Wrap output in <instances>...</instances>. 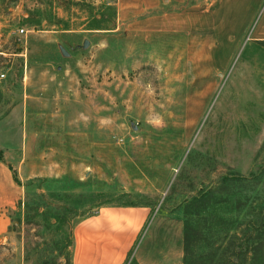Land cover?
Wrapping results in <instances>:
<instances>
[{
	"label": "rangeland",
	"instance_id": "374dc122",
	"mask_svg": "<svg viewBox=\"0 0 264 264\" xmlns=\"http://www.w3.org/2000/svg\"><path fill=\"white\" fill-rule=\"evenodd\" d=\"M206 45L121 23L116 0H0V180L20 190L0 264H68L76 222L112 203L152 209L126 264H183L182 205L215 187L243 196L244 230L264 208V49Z\"/></svg>",
	"mask_w": 264,
	"mask_h": 264
},
{
	"label": "crops",
	"instance_id": "0c3cea01",
	"mask_svg": "<svg viewBox=\"0 0 264 264\" xmlns=\"http://www.w3.org/2000/svg\"><path fill=\"white\" fill-rule=\"evenodd\" d=\"M116 7L119 22L139 30L197 36L212 57H249L253 47L264 49V0H116ZM3 174L0 205L13 207L20 190L8 170ZM151 210L149 204L112 203L82 217L74 226L68 264H126Z\"/></svg>",
	"mask_w": 264,
	"mask_h": 264
},
{
	"label": "trees",
	"instance_id": "16d2710c",
	"mask_svg": "<svg viewBox=\"0 0 264 264\" xmlns=\"http://www.w3.org/2000/svg\"><path fill=\"white\" fill-rule=\"evenodd\" d=\"M0 160H3L1 150ZM240 179L243 178L234 180L239 182ZM228 181L226 185H229ZM242 200L241 195H229L225 189L215 187L183 203V264H203L205 257L209 260L215 256L219 259L216 264H239L241 260L243 264H263L264 208L254 210L253 217L248 220L244 215L241 220L245 228L238 231L240 227L233 226L241 211ZM223 233L224 237L229 234L233 242L238 241L239 235L243 244L238 247L223 244Z\"/></svg>",
	"mask_w": 264,
	"mask_h": 264
},
{
	"label": "built area",
	"instance_id": "2783aa9c",
	"mask_svg": "<svg viewBox=\"0 0 264 264\" xmlns=\"http://www.w3.org/2000/svg\"><path fill=\"white\" fill-rule=\"evenodd\" d=\"M18 32H19V34H24V33H25V30L22 28V29H20ZM1 77L4 78V75L2 74Z\"/></svg>",
	"mask_w": 264,
	"mask_h": 264
},
{
	"label": "water",
	"instance_id": "95a60500",
	"mask_svg": "<svg viewBox=\"0 0 264 264\" xmlns=\"http://www.w3.org/2000/svg\"><path fill=\"white\" fill-rule=\"evenodd\" d=\"M89 46V43L88 42H85V47Z\"/></svg>",
	"mask_w": 264,
	"mask_h": 264
}]
</instances>
